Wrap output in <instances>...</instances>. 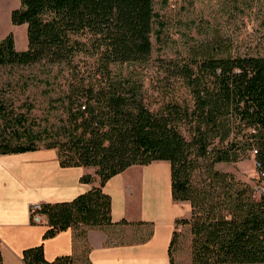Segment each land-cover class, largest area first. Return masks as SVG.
<instances>
[{
    "label": "trees",
    "instance_id": "trees-1",
    "mask_svg": "<svg viewBox=\"0 0 264 264\" xmlns=\"http://www.w3.org/2000/svg\"><path fill=\"white\" fill-rule=\"evenodd\" d=\"M154 17V0H19L10 21L26 24L27 46L16 49L8 32L0 39V64L44 60L65 67L68 77L48 131L29 129L16 117L19 125L0 129V153L35 149L43 139V147L57 149L61 165L92 166L99 176L98 185L70 200L41 203L49 225L43 238L69 227L85 237L89 227L112 223L104 181L130 165L165 160L173 199L191 206L176 222L189 226L192 263L264 264V52L240 51L213 31L186 54L158 62L165 85L179 80L186 95L151 109L138 72L112 64L149 60ZM84 32L87 39L76 36ZM79 52L97 55L89 70L73 62ZM5 111L0 100V116ZM23 137L29 141L17 142ZM249 154L258 184L216 166ZM22 258L25 264H89L86 249L48 260L42 242L24 248Z\"/></svg>",
    "mask_w": 264,
    "mask_h": 264
},
{
    "label": "crops",
    "instance_id": "crops-1",
    "mask_svg": "<svg viewBox=\"0 0 264 264\" xmlns=\"http://www.w3.org/2000/svg\"><path fill=\"white\" fill-rule=\"evenodd\" d=\"M85 173L93 178L83 181ZM99 180L92 166L61 165L55 147L0 153L2 264H25L23 249L41 242L48 260L86 249L89 264H171L173 235L187 225L176 220L188 217L191 206L173 199L165 160L130 165L104 181L112 223L89 227L85 237L69 227L43 238L47 216L33 222L31 204L70 200Z\"/></svg>",
    "mask_w": 264,
    "mask_h": 264
},
{
    "label": "rangeland",
    "instance_id": "rangeland-1",
    "mask_svg": "<svg viewBox=\"0 0 264 264\" xmlns=\"http://www.w3.org/2000/svg\"><path fill=\"white\" fill-rule=\"evenodd\" d=\"M18 5L19 0H1L0 39L12 32L15 48L24 49L27 46L26 24L14 25L10 21V11ZM154 10L149 60L134 66L112 64L113 70L121 69L128 73L134 68L138 72L144 100L151 109H157L171 96L186 95L179 80L171 78L172 83L165 85L166 79L158 62L162 58L186 54L189 45L210 37L213 31L230 38L240 51L264 52V0H154ZM76 36L85 40L90 34L84 32ZM96 56L79 52L73 62L89 70L96 62ZM37 62L0 64V100L6 105L5 113L8 112L4 117L0 116V129L11 131L13 126L19 125L16 117H20L27 128L48 131L59 109V87L64 86L68 72L61 65L50 67L43 63L44 60ZM28 141L24 137L17 140L19 143ZM35 143L42 146L44 140L36 139ZM216 166L251 184L261 182L251 154L237 161L218 162ZM190 239L188 225L175 231L171 243V264H193Z\"/></svg>",
    "mask_w": 264,
    "mask_h": 264
},
{
    "label": "built area",
    "instance_id": "built-area-1",
    "mask_svg": "<svg viewBox=\"0 0 264 264\" xmlns=\"http://www.w3.org/2000/svg\"><path fill=\"white\" fill-rule=\"evenodd\" d=\"M30 213H31V220L33 222H40L43 215V213L41 212V203L35 202L31 204Z\"/></svg>",
    "mask_w": 264,
    "mask_h": 264
},
{
    "label": "bare ground",
    "instance_id": "bare-ground-1",
    "mask_svg": "<svg viewBox=\"0 0 264 264\" xmlns=\"http://www.w3.org/2000/svg\"><path fill=\"white\" fill-rule=\"evenodd\" d=\"M1 2V0H0ZM3 3V2H2ZM4 4V3H3ZM3 19L2 13H0V21Z\"/></svg>",
    "mask_w": 264,
    "mask_h": 264
}]
</instances>
